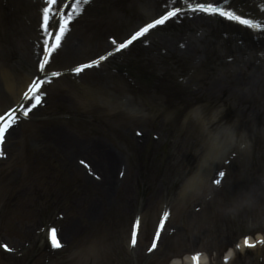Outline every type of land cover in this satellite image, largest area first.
<instances>
[{
    "label": "rangeland",
    "instance_id": "obj_1",
    "mask_svg": "<svg viewBox=\"0 0 264 264\" xmlns=\"http://www.w3.org/2000/svg\"><path fill=\"white\" fill-rule=\"evenodd\" d=\"M7 1L0 0V63L7 62L15 78H23L30 70L28 66L35 51L40 13L24 4L16 11ZM107 1L111 10L105 11L101 4ZM143 2L146 0H93L90 14L84 12L85 15L76 19L73 32L53 66H71L85 61L94 57V50L109 45V36L119 40L126 36L144 19ZM241 4L245 9L256 11L249 0H241ZM100 21L107 23L103 25ZM83 26L91 36L89 40L80 34ZM85 48L88 51L85 52ZM162 51V47L153 44L131 48L122 59L115 61L117 66L104 67L103 73L92 71L79 78L65 75L55 81L47 104L33 112L31 120L11 134L5 146L6 156L0 160V244L10 245L13 254H6L0 248L2 262L28 264L35 252L38 261L34 264H70L65 261L71 257L77 260L76 264H145L153 230L166 206L170 207L171 215L161 248V257L165 260L176 255L184 257L195 250H221L247 232L255 235L264 231V136L257 139L261 141L259 145L249 144L244 142L246 135L240 137L243 130L232 129V136L212 144L213 137H209L207 129H202L194 117L187 122L182 135V139L187 136L188 143L194 133L195 142L200 145L199 156H191L193 164H184L183 168L173 161L171 163L178 166L167 182L151 176H146L145 182L139 172L144 166L129 162L123 148L130 146L120 144L117 131L112 130L111 122H119L120 133V116H129L127 126L133 124V117L140 121L141 131L153 142L174 140L170 143L175 144L179 138L182 120H170L166 115L163 118L157 107L156 87L165 89L168 94L172 88L154 74L158 70L156 62L161 64L162 61L155 56H163ZM147 125L152 128L148 129ZM152 133L160 136L159 141ZM223 133L226 131L220 132ZM76 141L87 145L100 142L110 150L117 149L122 160L120 171H127L124 178L120 177L123 183L109 191V186L115 182L100 181L103 175L97 169L100 179L98 175L91 178L95 186L83 183L80 172L72 169L74 166L70 163L76 154L78 159L82 157L83 150ZM185 148L187 151L188 146ZM146 149L150 161L156 160L158 153L164 157L159 144H151ZM224 150L227 152L223 153ZM199 159L205 161L201 163ZM221 167L230 171V176L218 189L212 179ZM28 168L33 169L36 177L40 170L41 174L50 176L48 184L39 181L21 190L19 185ZM147 168L153 170L150 166ZM111 173L118 177L115 170ZM65 176L71 178L67 180ZM125 179L129 184H125ZM52 183L54 194L50 192ZM59 186H62L61 193ZM146 198L150 200H144ZM94 200L100 202L96 215L101 217L98 222L89 223L82 208L97 209ZM52 201L55 206L64 202L62 207L69 206L71 212L65 214L58 208L52 211L49 209ZM136 215L142 216L143 227L140 244L131 249L130 224ZM49 225L61 229L67 246L65 251L49 252L48 246H44ZM66 230L67 235H64ZM94 244L98 252L92 257L96 260L87 258L94 254ZM68 251L78 253V257ZM249 254H246L247 260H250ZM240 263L239 257L235 264Z\"/></svg>",
    "mask_w": 264,
    "mask_h": 264
},
{
    "label": "snow or ice",
    "instance_id": "obj_2",
    "mask_svg": "<svg viewBox=\"0 0 264 264\" xmlns=\"http://www.w3.org/2000/svg\"><path fill=\"white\" fill-rule=\"evenodd\" d=\"M89 3L90 0H44L41 9L39 27L42 30V35L45 39L41 45L42 54L36 62L37 74L31 79L30 83L27 85V89L23 92L21 99L24 103L18 102L17 108L10 107L0 113V157L6 156L4 145L9 130L14 126H17L22 118H29L33 110L37 109L38 106L45 102L44 98L47 93L44 91L43 86L47 83H51L52 78H59L64 75V72L61 70H53L49 73V65L51 64L54 55L62 49L63 43L66 40L68 33L71 31V25L75 19L83 13L84 9L80 7V5H87ZM172 3L173 6H170L167 3L164 4L163 10L160 13L155 17L144 21L122 40L110 37V49L108 51L104 54H99L94 58H90L87 61L74 63L68 68V72L79 78V76L87 69L99 68L103 62L107 61L116 53L127 49L135 41L143 39L144 42H147L148 36L153 30L157 29L158 26H163L173 19H178L181 14L186 11H191L192 13H206L210 16L220 15L250 29L264 31V22L237 13L235 10L227 6L228 0H224V6H220L213 2V0H183V4L186 7L174 6L175 0H172ZM41 73L44 75H39ZM137 135H140V133L138 132ZM121 175H124V173H121ZM217 176L219 178H213L212 183L221 185L225 172L222 170L218 171ZM170 215L171 209L166 206L154 228L151 238V246L147 249L149 253L157 251L159 246L164 242V236L167 232L166 224L170 219ZM140 230L141 218L137 215L134 217L131 224L130 246H137ZM48 242L54 249H63L66 246L62 237L57 235V230L55 228L49 229ZM259 243L264 244V239L260 240ZM244 246L254 248L256 244L253 243L248 236H245ZM0 248H3L8 252L13 251L7 243L0 244ZM236 248L239 249L240 245L237 244ZM199 255V253H196L193 256V260L196 261V264H198ZM224 259L227 261L228 257H225Z\"/></svg>",
    "mask_w": 264,
    "mask_h": 264
},
{
    "label": "bare ground",
    "instance_id": "obj_3",
    "mask_svg": "<svg viewBox=\"0 0 264 264\" xmlns=\"http://www.w3.org/2000/svg\"><path fill=\"white\" fill-rule=\"evenodd\" d=\"M24 82H25V81H23V84H24ZM29 83H30V81H29V82H26V84L24 85V88H27V85H28ZM23 84H22L21 86H23ZM7 85L10 86V89H11L12 92H15V99H16V102H18V101L20 100V94H22V93L18 91V88H17V86L15 85V83H8ZM103 150H104V148H102V149L100 150V153H101L102 155H104ZM104 156H105V155H104ZM106 159H107V158H104V159L101 160L100 162H105ZM100 167H102V166H100ZM205 260H206V258L203 257V258H202V264L205 263ZM177 262H178V261H174L172 264H178Z\"/></svg>",
    "mask_w": 264,
    "mask_h": 264
}]
</instances>
